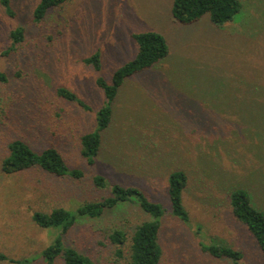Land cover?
Wrapping results in <instances>:
<instances>
[{"label": "rangeland", "instance_id": "obj_1", "mask_svg": "<svg viewBox=\"0 0 264 264\" xmlns=\"http://www.w3.org/2000/svg\"><path fill=\"white\" fill-rule=\"evenodd\" d=\"M239 1L243 7L228 28L214 26L208 14L191 25L173 22L172 0H68L41 24L31 20L36 0H11L12 19L0 10V72L9 78L0 88V161L5 143L17 137L35 151L55 146L67 164L86 172L75 185L38 169L8 176L0 168L1 252L14 261L43 264L38 254L57 233L38 228L32 214L74 209L107 195L110 188L93 189L92 171L78 154V137L93 129L97 110L107 104L94 81L110 83L114 71L134 58L132 34L156 32L166 39L168 56L119 89L96 172L110 185L136 187L168 209L166 174L176 167L190 171L184 193L190 222L163 220L160 264H231L200 250L198 242L210 238L241 251L237 264H264L224 196L230 186H246L264 212V0ZM16 25L25 30V42L3 56L12 46L7 32ZM94 52L101 57L98 73L82 63ZM57 87L74 92L90 111L56 99ZM39 99L46 106L40 113L31 110ZM135 139L158 144L137 152ZM145 218L134 207L126 214L114 211L99 224L75 225L63 241L96 264H113L105 232L117 226L129 238ZM124 251L127 256V246Z\"/></svg>", "mask_w": 264, "mask_h": 264}, {"label": "trees", "instance_id": "obj_2", "mask_svg": "<svg viewBox=\"0 0 264 264\" xmlns=\"http://www.w3.org/2000/svg\"><path fill=\"white\" fill-rule=\"evenodd\" d=\"M68 0H36L31 11V20L34 24H41L54 10L59 9ZM11 0H0V10L3 16L12 19L15 12ZM243 5L239 0H172L171 17L173 22L182 25H191L198 22L205 14L209 15L210 22L219 28H228L234 17L241 11ZM131 38L137 45L134 58L114 71L110 83L102 77H97L95 86L102 91L107 104L96 112L94 127L78 137L79 156L92 171L90 178L93 189H108L107 195L99 199L79 202L74 209L63 207L53 208L50 212H34L32 222L40 229L56 231L53 237L38 254L43 264H96L86 255L75 248L66 246L63 235L75 225L83 222H92L95 225L105 220L111 212L126 214L130 207L137 208L146 218L135 225L128 238L125 231L119 227H112L105 232V238L113 248V264H121L126 258L127 264H160L163 249L159 241V234L163 220L166 217L174 218L184 225H189V214L184 203V193L188 187V170L176 167L166 174V195L168 209L161 203L150 201L138 188L124 187L119 184L110 185L105 176L96 172L97 158L103 147V137L112 127L114 112L110 104L118 95L119 89L130 77L142 73L168 56L169 47L166 39L156 32L134 33ZM7 45L11 49H3L1 55L9 56L25 42V30L16 25L7 32ZM6 45V46H7ZM100 53L94 52L82 59V63L91 67L95 72L101 68ZM17 76V74H16ZM9 83V78L0 72V88ZM54 96L62 102L76 104L83 111H90V106L84 103L74 92L64 88L54 89ZM45 104L40 99L34 103L31 110L43 112ZM13 125L17 126V120ZM145 130V126H142ZM149 139V137H148ZM148 139H135L137 152L140 150H154L158 142L152 143ZM6 155L0 161L1 171L8 176H14L38 169L57 179H67L78 185L85 180V170L79 166H70L65 161L61 150L55 146L46 147L40 151L33 150L25 139L11 138L5 143ZM143 152V151H141ZM121 164H126L123 158L117 157ZM146 158V157H145ZM142 163V156L137 159ZM226 206L232 219L245 229L261 254L264 255V212L259 210L253 193L241 185L230 186L225 193ZM201 226L196 227L199 236ZM200 238V237H199ZM201 240V239H200ZM198 242L200 250L208 256L226 260L237 264L242 258L241 251L232 248L226 242L217 238ZM127 246V256L125 247ZM30 264L27 259L14 261L0 251V264Z\"/></svg>", "mask_w": 264, "mask_h": 264}]
</instances>
